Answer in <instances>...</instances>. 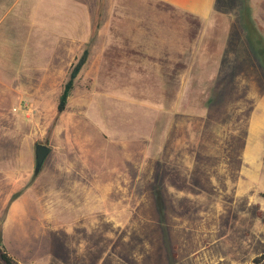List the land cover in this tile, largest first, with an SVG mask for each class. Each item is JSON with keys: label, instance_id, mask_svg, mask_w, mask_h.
Wrapping results in <instances>:
<instances>
[{"label": "rangeland", "instance_id": "1", "mask_svg": "<svg viewBox=\"0 0 264 264\" xmlns=\"http://www.w3.org/2000/svg\"><path fill=\"white\" fill-rule=\"evenodd\" d=\"M213 14L0 0V238L20 263L264 254V0ZM37 144L50 152L34 173Z\"/></svg>", "mask_w": 264, "mask_h": 264}, {"label": "trees", "instance_id": "2", "mask_svg": "<svg viewBox=\"0 0 264 264\" xmlns=\"http://www.w3.org/2000/svg\"><path fill=\"white\" fill-rule=\"evenodd\" d=\"M88 56V50L84 49L77 61L72 65L69 72L68 78L63 85L62 92L59 96L57 111L61 112L64 110L67 98L70 95V92L74 85V80L77 77L80 69L84 65ZM264 257V254L259 255L258 257L253 258V264L259 263V261ZM0 264H22L17 259H15L6 249L5 245L2 243L0 238Z\"/></svg>", "mask_w": 264, "mask_h": 264}, {"label": "crops", "instance_id": "3", "mask_svg": "<svg viewBox=\"0 0 264 264\" xmlns=\"http://www.w3.org/2000/svg\"><path fill=\"white\" fill-rule=\"evenodd\" d=\"M156 3L171 6L177 11L198 18L203 23H213L216 19L213 12L215 11L216 0H150ZM175 62V61H174ZM175 64V63H174ZM173 72L176 71L175 65ZM248 146V145H247ZM247 152V149L245 150Z\"/></svg>", "mask_w": 264, "mask_h": 264}, {"label": "water", "instance_id": "4", "mask_svg": "<svg viewBox=\"0 0 264 264\" xmlns=\"http://www.w3.org/2000/svg\"><path fill=\"white\" fill-rule=\"evenodd\" d=\"M49 152L50 148L47 145L37 144L35 146L34 173L39 172Z\"/></svg>", "mask_w": 264, "mask_h": 264}]
</instances>
